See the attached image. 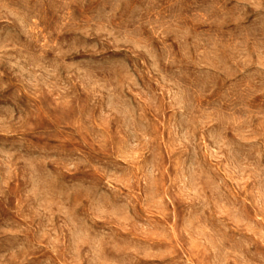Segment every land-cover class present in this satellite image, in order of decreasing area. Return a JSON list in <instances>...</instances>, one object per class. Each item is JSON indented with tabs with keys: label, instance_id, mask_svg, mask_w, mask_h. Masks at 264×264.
Listing matches in <instances>:
<instances>
[{
	"label": "rangeland",
	"instance_id": "obj_1",
	"mask_svg": "<svg viewBox=\"0 0 264 264\" xmlns=\"http://www.w3.org/2000/svg\"><path fill=\"white\" fill-rule=\"evenodd\" d=\"M0 264H264V0H0Z\"/></svg>",
	"mask_w": 264,
	"mask_h": 264
}]
</instances>
